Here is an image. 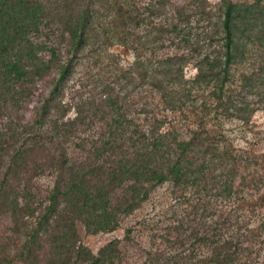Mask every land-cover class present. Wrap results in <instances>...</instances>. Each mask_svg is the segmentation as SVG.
I'll list each match as a JSON object with an SVG mask.
<instances>
[{"label": "trees", "instance_id": "trees-1", "mask_svg": "<svg viewBox=\"0 0 264 264\" xmlns=\"http://www.w3.org/2000/svg\"><path fill=\"white\" fill-rule=\"evenodd\" d=\"M184 2L0 0V264H103L109 246L121 263L120 240L94 254L80 229L114 232L166 184L202 201L264 208L255 176L263 162L224 132L264 110V37L252 28L264 26V0ZM113 47L133 59L114 75L113 86H124L108 85L98 104L82 95L63 103L82 60L99 62ZM54 71L32 122L22 124L23 103ZM127 85L143 95L139 121L122 94ZM45 175L53 184L42 191L34 182ZM242 188L257 192L254 203ZM230 220L218 221L217 241L201 238L211 252L200 264H256L252 243L264 240V221L222 237Z\"/></svg>", "mask_w": 264, "mask_h": 264}, {"label": "rangeland", "instance_id": "rangeland-1", "mask_svg": "<svg viewBox=\"0 0 264 264\" xmlns=\"http://www.w3.org/2000/svg\"><path fill=\"white\" fill-rule=\"evenodd\" d=\"M149 1L151 0H138L141 5L147 4ZM206 1L212 7H216L221 0ZM184 3V0H176V4ZM252 28L256 38L264 37V26L255 23ZM100 58L99 62L82 60L71 81L66 85L63 103H72L73 98L82 95L87 103L90 100L98 104L103 98L102 90L108 85L116 88L121 84L124 86V80L114 86L112 81L116 82L114 76L116 73L125 72L130 68L133 63L132 57L123 53L122 49L113 47L108 48ZM194 72L190 67L185 69L186 77L192 76ZM56 77V71L46 76L36 85L34 94L25 100L18 112L22 124L32 122L36 109L48 95ZM140 92L129 85L122 92L127 104L131 106V116L137 121L143 118L139 114L140 105L144 101ZM74 115V111H71L68 116L72 118ZM168 115L173 121L174 116ZM95 121L96 119H94ZM224 132L236 149L246 150L252 159L263 162L262 168L255 176L258 174L261 181L264 182V110L254 113L247 125H241L238 121L225 123ZM88 134L91 132L88 131ZM251 170L253 169L251 168ZM34 183L40 190L47 191L52 187L53 179L45 175L37 178ZM241 191V197L245 198L246 202L250 204L256 201L257 192L244 188ZM202 198L203 201L198 195L190 193L182 195L180 191H176L171 185L166 184L158 187L139 210L131 216L123 218L120 227L114 232L86 235L80 229L81 243L92 253L97 254L111 241L120 240L122 262L119 263V253L113 246H109L104 250V255L99 254L103 264H147L148 259L151 258H160V262L157 264H200V261L204 257H208L211 252L209 243L203 244L201 238L205 235H215L211 239L217 241L218 221L225 220L228 215L231 216L229 224L220 228L222 237H225L226 232L232 234L235 232V228L245 225L247 229H255L264 221V208L256 207L251 211L255 207L252 204H250V208L248 203H244L242 209H239L234 202H221L219 198L203 194ZM127 229L131 231L128 241L124 240ZM256 241V243H252L254 248L250 257L256 259V264H264V240L259 236Z\"/></svg>", "mask_w": 264, "mask_h": 264}]
</instances>
